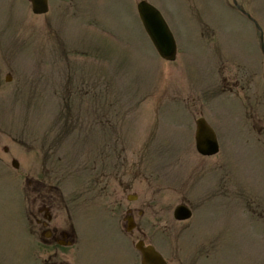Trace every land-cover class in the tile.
<instances>
[{
  "label": "rangeland",
  "instance_id": "1",
  "mask_svg": "<svg viewBox=\"0 0 264 264\" xmlns=\"http://www.w3.org/2000/svg\"><path fill=\"white\" fill-rule=\"evenodd\" d=\"M139 1L50 0L52 13L42 17L25 0H0V264L44 259L36 254V237L29 236L35 246H28L34 224L27 222L28 201L31 209L46 205L61 218L68 210L59 201L72 206L83 189L73 214L72 264H138L137 251L108 224L116 204H122L120 215L135 205L129 195H137L144 210L137 216L144 238L165 257L183 256H171L174 264H264L258 31L232 0H147L178 44L177 59L167 62L142 27ZM238 2L264 31V0ZM236 62L254 77L251 90L239 80ZM203 116L223 139L221 154L207 160L195 146V122ZM61 140L64 157L74 158L76 142L82 143L77 153L89 144L77 164L99 156L96 144L103 141L110 157L126 145L122 185L116 176L93 197L78 185L84 178L73 175L74 160H58ZM117 162L111 158L110 167ZM137 162L142 175L135 184ZM183 201L195 205L189 224L173 218Z\"/></svg>",
  "mask_w": 264,
  "mask_h": 264
},
{
  "label": "flooded vegetation",
  "instance_id": "2",
  "mask_svg": "<svg viewBox=\"0 0 264 264\" xmlns=\"http://www.w3.org/2000/svg\"><path fill=\"white\" fill-rule=\"evenodd\" d=\"M264 64V63H263ZM240 68L237 69L241 70L240 75L242 76V79L246 81V89L251 90L254 86V77H249L244 71L245 64H238ZM257 77V75H255ZM238 85L237 81H234L233 84H229V88H234V86ZM232 91V90H230ZM101 150V153L97 157H86L87 161H84L82 164V171L86 173L84 183L78 184L82 187L90 189L92 192H95L93 197H98L99 194L103 193L104 191H107L109 188V181H116L115 177L120 176L119 178V187L121 184V179L126 177V162L123 160L119 165L113 164V167H110L111 164V157L108 154V151L110 150L109 144L106 141L102 142V145L99 147ZM125 150V148L123 149ZM116 159L121 160L120 156H115ZM136 168L135 176H134V183H139L141 181V175L142 171L141 168L137 166V163H135ZM138 167V168H137ZM77 173V172H76ZM37 186V185H35ZM54 190L59 191V186H52ZM25 189V188H24ZM96 193H98L96 195ZM84 195V189L81 191L80 197L75 196V198H72L71 200L72 206L70 202L65 199L64 202L59 201L58 207L62 208V206L68 210V216L65 217L55 216L53 213H49L47 211V206L44 205V209L37 208V209H31L29 201L28 205L26 206V212L27 214V222L30 218L32 222H34L33 226L28 230V246H35V243H33V240L29 238L30 235L37 238V241L39 242V246L36 249V254L39 256H42L44 259L41 260V264H49L51 263L52 259H55L54 263L51 264H72L70 259V253L72 252L75 244V235H76V221L74 218L75 212L78 209V206L81 203L80 198ZM131 196L127 197V200L129 203H133L134 201H130ZM138 196H136L135 205H129L125 207V211L123 215L121 214V208L122 204L121 202L116 204L115 212L113 220L108 222L109 225L112 224L113 231L116 234H123L125 235L126 242L134 248L135 244L139 240H146L144 238V231L142 230V226L140 225L139 219L137 218L141 216L144 213V210H142L136 203ZM77 206V207H76ZM74 207V209H73ZM63 218V219H62ZM131 219V223L129 220ZM132 224V226H131ZM28 225V224H27ZM38 228L36 230L35 226ZM35 231L38 232L39 236L35 233ZM152 244V243H148ZM139 255V261L138 264H141L142 256L139 252H137ZM165 260L169 264H174V261L169 255L168 257H165ZM174 258V257H173Z\"/></svg>",
  "mask_w": 264,
  "mask_h": 264
},
{
  "label": "water",
  "instance_id": "3",
  "mask_svg": "<svg viewBox=\"0 0 264 264\" xmlns=\"http://www.w3.org/2000/svg\"><path fill=\"white\" fill-rule=\"evenodd\" d=\"M32 3L34 13L43 14L47 12L48 0H32ZM138 11L159 55L165 60H175L177 55L176 42L161 13L145 1L139 4ZM196 141L197 149L202 155L211 156L219 150L216 135L204 119L197 121ZM190 214V211L183 206L178 207L175 212L176 218L182 220L189 218ZM137 248L143 253V264H166L153 247H144L143 243H139Z\"/></svg>",
  "mask_w": 264,
  "mask_h": 264
}]
</instances>
